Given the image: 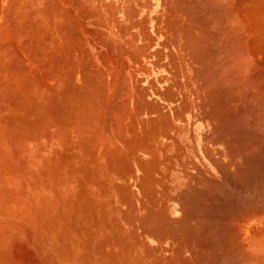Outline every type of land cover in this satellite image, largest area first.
Wrapping results in <instances>:
<instances>
[{"label":"bare ground","instance_id":"obj_1","mask_svg":"<svg viewBox=\"0 0 264 264\" xmlns=\"http://www.w3.org/2000/svg\"><path fill=\"white\" fill-rule=\"evenodd\" d=\"M0 207L24 264H264V0L3 1Z\"/></svg>","mask_w":264,"mask_h":264},{"label":"rangeland","instance_id":"obj_2","mask_svg":"<svg viewBox=\"0 0 264 264\" xmlns=\"http://www.w3.org/2000/svg\"><path fill=\"white\" fill-rule=\"evenodd\" d=\"M3 1L5 0H0V7L1 5L3 4ZM245 159V160H244ZM242 161L246 163V160H247V166L249 167V163H251V159L248 158L247 156H245ZM248 159H249V162H248ZM254 161V160H253ZM255 161H258V159ZM259 162H262L261 160H259ZM244 163V164H245ZM247 167V169H248ZM244 170H246V168H244ZM248 172V171H247ZM246 171H243L240 173V175H245L243 178L242 181H240V183L242 182H246V180L248 179L249 180V176ZM239 175V180L242 179V177ZM247 176V177H246ZM241 185L245 186L243 187V193H246V191H244V188L246 190V186L248 184V181L247 183H243ZM3 210V211H2ZM6 210V211H5ZM10 222H11V218H10V215L8 214V210L6 208H1L0 207V228L3 227L4 228V234H1L0 233V264H12V261H20L22 264L26 263L27 260L33 255V253L29 250L28 248V245L26 244L25 240H21L19 241L20 239H16L18 240L17 242V245L14 249V253H11V254H14L13 256L10 255V246L6 245V241L10 238V230L8 227H11L10 225Z\"/></svg>","mask_w":264,"mask_h":264}]
</instances>
